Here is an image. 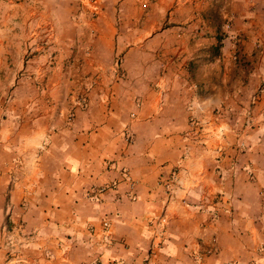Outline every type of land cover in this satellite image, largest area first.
<instances>
[{"label":"crops","instance_id":"crops-1","mask_svg":"<svg viewBox=\"0 0 264 264\" xmlns=\"http://www.w3.org/2000/svg\"><path fill=\"white\" fill-rule=\"evenodd\" d=\"M216 2L18 3L0 264H264V19Z\"/></svg>","mask_w":264,"mask_h":264},{"label":"rangeland","instance_id":"rangeland-1","mask_svg":"<svg viewBox=\"0 0 264 264\" xmlns=\"http://www.w3.org/2000/svg\"><path fill=\"white\" fill-rule=\"evenodd\" d=\"M24 0H0V29L9 28L8 30L15 29V23H12L10 19H14L13 17L19 16V22L16 23L20 30H24V19H23V12L25 9L18 5V3L23 2ZM72 6V21L73 24L76 25V29L86 28V21L87 23H91L95 21L101 12H97V8H93L90 6L91 2H95L96 0H66ZM245 1H248L250 6L256 11H253L248 18L246 19L248 22L249 20H253L256 23V13H259V17L264 19V0H217L216 4L224 6V11L229 13L226 16V21L228 24L232 23L233 20H230L233 7L240 9V4H243ZM238 4L237 7L235 4ZM218 7V6H217ZM16 21V20H15ZM259 23V22H258ZM9 25V27H5V25ZM260 24V23H259ZM89 25V24H88ZM255 24H253L254 26ZM46 29H50L49 26H46ZM89 27V26H88ZM80 28V29H81ZM247 28V27H246ZM252 28V27H251Z\"/></svg>","mask_w":264,"mask_h":264},{"label":"trees","instance_id":"trees-1","mask_svg":"<svg viewBox=\"0 0 264 264\" xmlns=\"http://www.w3.org/2000/svg\"><path fill=\"white\" fill-rule=\"evenodd\" d=\"M222 38H223V37H222L221 35L218 36V38H217V39H218L217 47L220 46V41L222 40Z\"/></svg>","mask_w":264,"mask_h":264},{"label":"built area","instance_id":"built-area-1","mask_svg":"<svg viewBox=\"0 0 264 264\" xmlns=\"http://www.w3.org/2000/svg\"><path fill=\"white\" fill-rule=\"evenodd\" d=\"M90 6H92L93 8H95V7H96L95 2H94V3L91 2V3H90ZM12 246H13V245H11V246L9 245L10 248H12Z\"/></svg>","mask_w":264,"mask_h":264}]
</instances>
